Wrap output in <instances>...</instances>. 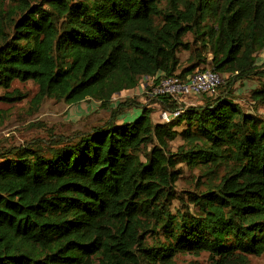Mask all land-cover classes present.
<instances>
[{"label": "trees", "instance_id": "trees-1", "mask_svg": "<svg viewBox=\"0 0 264 264\" xmlns=\"http://www.w3.org/2000/svg\"><path fill=\"white\" fill-rule=\"evenodd\" d=\"M263 51L264 0H0V102L23 98L6 92L15 80L37 85L35 108H107L164 77L231 78L167 123L147 105L118 123L126 99L89 131L1 154L0 264H175L202 252L209 264H248L264 254V117L242 112L231 87L259 77L250 98L264 106ZM182 163L204 189L186 192L195 211L173 213L174 200L184 205Z\"/></svg>", "mask_w": 264, "mask_h": 264}, {"label": "rangeland", "instance_id": "rangeland-1", "mask_svg": "<svg viewBox=\"0 0 264 264\" xmlns=\"http://www.w3.org/2000/svg\"><path fill=\"white\" fill-rule=\"evenodd\" d=\"M179 57L184 63L188 57V52H181ZM258 63H264V51L258 55ZM224 76L227 77L228 75L225 74ZM259 81V77L255 76L251 79L235 82L231 87L234 89V100L239 104L242 112L254 113L264 117V106L256 107L250 98V92L259 86ZM229 82H231V78L217 93L223 90ZM142 89L143 87H139L136 90L126 91L120 94L121 96H115L107 108L99 107L97 101H85L78 105H69L54 99H45L35 108L32 100L37 93V85L32 81L15 80L6 92L18 91L23 98L13 103L0 102V155L9 149L21 146L32 147L36 144L46 147L53 138L66 140L77 133L89 131L93 127L102 125L114 118L115 108L126 99L134 100L136 105L124 107L122 109L123 115H117L118 123L136 118L140 113V108H137V105L151 106L153 122H160L159 114L163 108L158 99L145 101ZM2 93L4 90H0V94ZM204 99L205 97L202 95L181 98L179 101L184 106L189 107L201 104ZM182 127H178L177 130H181ZM181 144L180 138L174 140L171 143V151L174 152ZM176 168L180 170L181 175L175 184V191L184 198V205L181 201L174 200L171 210L175 213L177 209L184 211L189 207L190 212L195 211V207L188 206V194L186 192L199 193L204 189L202 182L204 178H200L198 181L201 171L184 163L178 164ZM174 263L209 264V257L204 252L200 254L180 253L174 258ZM248 264H264V254L249 257Z\"/></svg>", "mask_w": 264, "mask_h": 264}, {"label": "built area", "instance_id": "built-area-1", "mask_svg": "<svg viewBox=\"0 0 264 264\" xmlns=\"http://www.w3.org/2000/svg\"><path fill=\"white\" fill-rule=\"evenodd\" d=\"M227 82V77L212 70H206L196 72L193 75L188 76L186 79H181L177 76L164 77L155 86H143L142 95L144 96L143 99L145 101L169 97L180 103L179 100L185 97L214 95L217 90L227 84ZM184 110L185 106L181 105L171 110L163 109L159 114L160 121L162 123H167L181 115Z\"/></svg>", "mask_w": 264, "mask_h": 264}]
</instances>
